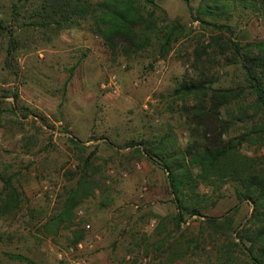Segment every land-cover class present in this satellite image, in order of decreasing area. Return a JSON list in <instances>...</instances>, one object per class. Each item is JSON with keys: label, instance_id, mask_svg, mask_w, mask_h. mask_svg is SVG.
Here are the masks:
<instances>
[{"label": "rangeland", "instance_id": "rangeland-1", "mask_svg": "<svg viewBox=\"0 0 264 264\" xmlns=\"http://www.w3.org/2000/svg\"><path fill=\"white\" fill-rule=\"evenodd\" d=\"M198 1L158 0L169 18L185 25V35L155 60L146 51L126 54L121 45L107 49L86 20L61 11L49 24H30L45 13L42 0L19 2L18 14L13 0H0V175H11L23 192L21 208L0 218V264H28L11 257L16 253L35 264H170L169 253L155 245L173 227L164 217L175 212V202L167 172L146 152L159 145L165 155L182 150L191 127L211 138L242 131L216 115L184 114L183 105L195 99L175 89L200 79L201 69L214 88L246 86L239 64H228L216 45L207 47L209 56L197 60L196 54L213 36L225 47L228 36L241 43L264 39L251 9L230 6L231 19L207 17L233 26L219 31L194 19ZM240 150L264 153V145L244 143ZM79 155L91 157L94 177L108 190L95 189L57 232L45 230L46 217L79 177ZM215 188L199 191L207 194V213L220 216L238 202L230 183ZM250 210L248 202L235 208L236 222ZM186 227L197 230L195 216ZM172 264H199V258Z\"/></svg>", "mask_w": 264, "mask_h": 264}, {"label": "trees", "instance_id": "trees-1", "mask_svg": "<svg viewBox=\"0 0 264 264\" xmlns=\"http://www.w3.org/2000/svg\"><path fill=\"white\" fill-rule=\"evenodd\" d=\"M22 1L28 0L12 2L17 14L18 3ZM190 1L184 0L187 5ZM239 5L256 13L264 28V0H199L194 19L219 31L231 32L230 23L210 21L207 17L223 14L231 19L227 10ZM41 8L46 9L45 13L30 24H49L55 18L54 13L61 11L60 16L86 20L90 32L98 36L107 49L114 51L121 45L126 54L146 51L155 60L166 58L174 44L185 35V25L169 18L158 0H42ZM219 39L211 37L213 42L204 46L203 52H197V60L204 54L209 56L207 47L216 45L228 64H239L247 85L214 88L207 83L206 72L201 69L200 79L180 83L175 93L195 99L193 105H183L184 114L206 119L216 115L221 123L240 124L243 130L227 138H222L218 131V136L214 134L211 138L197 127H191V136L182 150L165 155L159 145L146 152L150 160L162 165L167 172L175 202V212L164 217L173 227L155 245L157 250L169 253L170 264L186 260L190 255L198 257L199 264H264V153L247 155L240 150L244 143L264 145V39L241 43L228 36L226 47ZM227 48L229 54H226ZM8 54L11 55V51ZM77 159L81 161L79 177L75 185L65 191L61 205L46 217L42 224L45 230L57 232L64 222L73 219L75 208L95 189L108 190L94 177L98 168L92 167L91 157L79 155ZM0 180L1 218L21 208L23 192L14 184L11 175H0ZM226 183L231 184L237 199L235 208L243 202L251 205L243 221L236 222L235 208L220 216L207 213L208 197L199 191L200 187L221 189ZM193 216L198 220L197 230L191 231L189 227L183 230L184 223L188 224ZM177 231L180 233L175 236ZM10 255L35 264L24 254Z\"/></svg>", "mask_w": 264, "mask_h": 264}, {"label": "built area", "instance_id": "built-area-1", "mask_svg": "<svg viewBox=\"0 0 264 264\" xmlns=\"http://www.w3.org/2000/svg\"><path fill=\"white\" fill-rule=\"evenodd\" d=\"M78 213H79V214H82V209H79V210H78ZM70 250H72V247L70 248Z\"/></svg>", "mask_w": 264, "mask_h": 264}]
</instances>
